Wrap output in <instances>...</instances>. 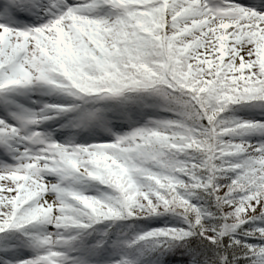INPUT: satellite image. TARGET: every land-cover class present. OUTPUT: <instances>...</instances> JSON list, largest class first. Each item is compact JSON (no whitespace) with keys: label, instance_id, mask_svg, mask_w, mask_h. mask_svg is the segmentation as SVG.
Wrapping results in <instances>:
<instances>
[{"label":"snow or ice","instance_id":"1","mask_svg":"<svg viewBox=\"0 0 264 264\" xmlns=\"http://www.w3.org/2000/svg\"><path fill=\"white\" fill-rule=\"evenodd\" d=\"M0 264H264V0H0Z\"/></svg>","mask_w":264,"mask_h":264}]
</instances>
